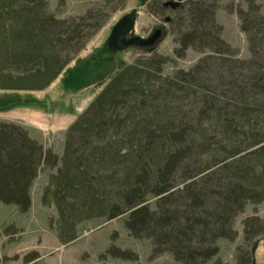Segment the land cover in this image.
<instances>
[{"label": "trees", "instance_id": "trees-1", "mask_svg": "<svg viewBox=\"0 0 264 264\" xmlns=\"http://www.w3.org/2000/svg\"><path fill=\"white\" fill-rule=\"evenodd\" d=\"M166 20L175 58L204 53L189 69L165 73L175 58L156 42L111 72L67 128L62 152L45 146L19 122L0 119V202L23 212L32 188L48 170L45 198L56 206L62 244L90 220L123 218L154 254L180 264H262L256 261L264 219L243 220L244 241L234 262L222 243L237 238L235 221L249 204L264 202V12L244 0L241 29L250 56L222 36L221 0H138ZM79 17L57 18L47 0H0V89L44 90L86 49L127 0H100ZM36 107V106H35ZM111 246L101 253L130 258ZM33 253L26 260L33 258Z\"/></svg>", "mask_w": 264, "mask_h": 264}, {"label": "rangeland", "instance_id": "rangeland-1", "mask_svg": "<svg viewBox=\"0 0 264 264\" xmlns=\"http://www.w3.org/2000/svg\"><path fill=\"white\" fill-rule=\"evenodd\" d=\"M97 1L100 0H47L48 10L57 18H77L95 7ZM257 1L264 12V0ZM246 8L244 0H221L217 11V21L223 26L222 36L235 47L239 58L250 56L248 36L241 29L238 14L240 9ZM169 29V23L149 11L147 5L138 0H127L126 6L111 15L86 49L74 57L48 88L0 89V119L23 124L33 137L61 153L67 129L55 127L61 122L55 124L57 120L52 117L78 112V109L82 112L101 90L102 86L96 87L100 81L143 55L136 48V39L156 37L157 51L175 58L176 43ZM202 56L204 53L189 49L184 57L168 63L165 73H173L178 68L189 69ZM48 174V170L43 169L35 179L33 203L28 211L0 202V264H180L170 253L154 254L151 240L133 237L125 228L123 218L83 222L79 237L62 244L56 232V206L47 202L44 195ZM252 215L264 219V202L249 204L237 217V238L222 243L221 257L225 261L236 260L237 248L244 241L243 220ZM257 239L255 258L264 264V235ZM112 243L127 251L130 258L110 255L102 258L101 253L106 252ZM33 253L37 254L26 260Z\"/></svg>", "mask_w": 264, "mask_h": 264}, {"label": "water", "instance_id": "water-1", "mask_svg": "<svg viewBox=\"0 0 264 264\" xmlns=\"http://www.w3.org/2000/svg\"><path fill=\"white\" fill-rule=\"evenodd\" d=\"M187 0H168L165 2V6L171 7V8H177V7H183L185 5V2ZM171 17L168 16L166 17V22H170ZM157 39L156 37H152L149 40H143V39H136V44L137 45H150L154 43V40Z\"/></svg>", "mask_w": 264, "mask_h": 264}, {"label": "crops", "instance_id": "crops-1", "mask_svg": "<svg viewBox=\"0 0 264 264\" xmlns=\"http://www.w3.org/2000/svg\"><path fill=\"white\" fill-rule=\"evenodd\" d=\"M33 109H36V108H33ZM80 112H81V110L78 109V112L66 113V114H63V115H57L55 117H52V119H56L57 120V121H55L56 122L55 124L61 122L60 125H55V127L59 126L61 128L67 129L69 127V125L77 118V116H78V114Z\"/></svg>", "mask_w": 264, "mask_h": 264}]
</instances>
